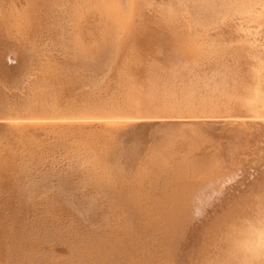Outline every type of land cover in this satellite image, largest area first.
I'll use <instances>...</instances> for the list:
<instances>
[{"label": "bare ground", "instance_id": "1", "mask_svg": "<svg viewBox=\"0 0 264 264\" xmlns=\"http://www.w3.org/2000/svg\"><path fill=\"white\" fill-rule=\"evenodd\" d=\"M0 264H264V0H0Z\"/></svg>", "mask_w": 264, "mask_h": 264}]
</instances>
